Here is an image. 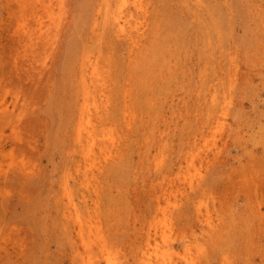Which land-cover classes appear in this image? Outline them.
Instances as JSON below:
<instances>
[{"label": "rangeland", "instance_id": "obj_1", "mask_svg": "<svg viewBox=\"0 0 264 264\" xmlns=\"http://www.w3.org/2000/svg\"><path fill=\"white\" fill-rule=\"evenodd\" d=\"M79 2L71 0V12L63 14L64 25L58 31L61 39L55 55L43 47L32 46L24 58H19L24 62V71L32 75L38 71L32 69L31 61L37 58L33 65L42 68L49 55L46 59L48 68L38 75L35 87L30 82V79L37 81L35 77L25 79L23 69L17 71L19 69L14 68L18 44L11 32L18 22L19 8L16 5L9 7L6 0H0V86L4 87L0 99L7 97V102L11 104L12 96L18 93L21 103L25 102L26 106L22 109V123L16 137L12 136L15 134L9 125L5 126L4 132L0 131V264H88L90 254L82 247L74 252V244L64 232L67 231L63 216L68 201L67 192L72 193L71 197L83 212L87 205L94 221L104 226L102 233L116 264H127L140 250L135 234L145 226V218L151 210L149 207L160 195L164 204L161 189L167 182L163 178L170 175L169 180L178 184V176L182 172L188 174L187 159L192 153L196 156L191 168L199 169L200 195H195L187 185L185 195H180L179 205L183 211H191L193 217L180 212L178 221L174 220L181 227L180 233L187 235L185 239L192 243L194 253L200 246L201 250H205L199 264H264V228L256 225L257 221L255 224L251 221L257 209H252L254 202L247 199L254 185L258 184L259 189L264 190V0L215 1L223 4L225 17L231 21L222 32L219 30L226 38L221 43L225 56L216 50L214 55L201 59L197 49L190 53L192 48L186 39L191 35L192 40L196 39L200 27H212L210 14L215 3L207 1L201 9L195 7V1L164 2L168 6L167 14H172L169 18L183 22L179 24L181 27L177 26L179 31L175 34L177 42H186L181 50L183 57L178 58L183 59L182 66L173 68L172 73L166 69L164 78L159 76L153 80V89H150L153 101L148 105L139 99L142 92H139V97L135 93L137 120H134L132 128L110 124L116 129L112 131L120 149L118 152L115 149L108 160L103 159V166L100 167L97 161L88 184L82 177L83 162L81 166L74 162V159L80 158L79 153L65 138L63 140L67 137L66 133L61 135L67 126H61L64 112L61 111V115L56 110L51 111L48 102L52 96H59L56 94L58 88L67 82L65 54L72 50L71 46L77 40L84 38L90 42L88 28V32L83 28L79 37L74 32V23L79 20L76 11ZM219 4L216 3L218 7L221 6ZM154 7L161 11L159 3ZM179 9L184 11L180 13ZM191 15L193 18L189 17ZM184 23L189 29L186 30ZM164 27L166 25H163L160 34L168 33V27L166 30ZM82 43L77 44L81 46ZM34 50L37 52L34 53ZM14 71L20 74L18 80ZM22 90L24 93H19ZM18 112L12 113L10 106L11 118L16 119L14 116ZM216 117H221L223 129L217 136L207 129V133L213 135L211 141L216 137V144L206 145L200 130L215 122ZM96 152L98 154L99 150L96 149ZM121 155L125 156L122 164L114 165L113 160L110 162V158L117 159ZM117 171L121 172L115 174ZM192 172L189 171L190 174ZM259 197L263 202V195ZM199 199L203 200V213L209 206L214 220L222 214L228 223V227L220 232L217 243L208 239L204 228V231L200 230V226L193 230L190 228L189 220L199 221L194 218L197 211L192 207L193 202ZM173 204L172 201L170 205ZM258 209L264 212V205ZM97 210H100L99 216ZM173 213L177 218L176 208ZM70 224L71 220L68 229ZM247 235L248 239L253 237L256 243L246 245L244 238ZM186 250L185 243L176 242V251L180 256ZM97 252L95 250V255L100 258H95V264H107L106 254L103 256ZM249 252H252L250 256Z\"/></svg>", "mask_w": 264, "mask_h": 264}, {"label": "bare ground", "instance_id": "obj_2", "mask_svg": "<svg viewBox=\"0 0 264 264\" xmlns=\"http://www.w3.org/2000/svg\"><path fill=\"white\" fill-rule=\"evenodd\" d=\"M77 1H80V6L76 9L79 20L74 23V32L78 34L79 37V33L81 35L83 32L82 29L85 28L88 32V28L91 36L88 35L92 41L89 38L90 42L84 38H80L81 40L75 41L76 44L70 45L73 48L65 54L66 58L64 57L67 66V82L61 88H58L59 90L57 89L58 93L56 94H59V96H52V99H48V102L51 104V111L56 110L61 115V111L64 112L61 126H67L64 128L61 135L63 136L66 133L67 137H63V140L65 138V141L72 144L71 146L74 147V150L79 153L78 157L80 158L74 159V162L76 161L78 166H81L83 162L84 171L82 172V177L88 184L91 181L90 178L92 174H94L97 161L101 164L100 167L103 166V159L108 160L111 154L115 152V149H117V152L120 149L118 148L120 147V143H117L114 132L112 131V129L115 128L110 124H123L127 128H132L134 126V120H137L136 111L134 110L137 106L136 103H138L136 102L135 93L136 96L139 97V92H142L139 99H142L147 105L149 102L151 103L153 101V95L150 89L153 87V80H155V78L158 79L159 76L164 78L167 70L172 73L173 68H180L182 66L181 61L183 59L178 58L182 56L183 53L181 50L184 49L183 45L186 44V42L184 40L180 43L176 41L175 34L176 31H179L177 26L183 22L174 17L169 18L172 14L169 13L170 16L167 14L169 12L166 10L168 6L164 4L167 0H160V2L156 0ZM185 1H195L197 4L195 7L199 6V8H201V6L203 7L204 3L207 1L208 3H215L213 9L211 8L212 13L210 14V20L212 22L210 25L212 27L209 28V25L205 28L199 26L200 29H197L199 31L197 35L199 34V36L196 39L194 37L192 40L191 37L193 35H188L190 38H185L187 43L189 42L190 48H192L190 53L193 54L197 49V54L201 59L202 57L209 58L207 55H214V53H216L214 51L220 50L221 54L225 56V52L222 53L224 45H221V43H223L226 38L220 34L219 30H224L225 27L229 26L231 21L229 20L230 18L228 19L225 17L226 15L224 12L226 11L223 8V4L215 2L217 0ZM154 3L155 5L159 3V9H161V11L156 9L157 7H154ZM216 3L221 6L218 7ZM6 5L9 7L11 5H16V7L19 8L18 22L15 30L11 32L13 39L18 44V53L14 57L15 70L19 69L17 71H22L23 69L24 71V62L19 58H24L25 53L32 46L43 47L48 50V53L50 51L55 55L54 51L58 48L61 39L58 31L61 30V27L64 25L62 17L63 14L66 15L71 12V0H6ZM185 5L186 4H184V6ZM187 10H191V8L187 7ZM154 11L156 12L155 19H153ZM183 11V9H179L178 12L182 13ZM228 16H230V13ZM189 17H192V15ZM163 25L168 27V33H161V36L160 31L163 30ZM188 26H190V24ZM195 26H198V24H195ZM166 27H164V30H166ZM185 27L187 30V25H185ZM85 35H87V33ZM180 37L182 39L181 35ZM81 41H83V45L80 46L77 43ZM192 42L198 45L193 46L191 44ZM33 52L36 53L37 50ZM34 53L33 55L35 56L36 54ZM33 58L36 57H31L30 59ZM46 59L42 63V68L33 65V62H37V58L33 59L31 61L32 69L38 72L37 74L29 75L26 73L27 70H25L24 78L30 79L35 77L37 80L38 75L43 74L46 68H48L49 63ZM49 59H51V57ZM206 63L208 64V61ZM14 75L18 80L20 74H16V71H14ZM30 82L35 86L38 80L34 81L30 79ZM26 85H28V83H26ZM3 90L4 87L0 86V94ZM23 90L19 91V93H24ZM16 94V96H12L13 100H11V104L7 102V97L5 99H0V131L4 132L5 126L9 125L11 132L15 134L12 135L14 137L20 132L19 125L22 123L21 117L24 112L22 109L26 108L25 102L21 103V98H19L21 96H19L18 93ZM10 106L12 107V113L19 110L17 116L13 115L16 119L10 117L12 116V114L10 115ZM122 120H124L123 123L121 122ZM214 121L215 122L212 121L206 126V129L200 130L203 133H201V138H204L206 145L212 143L216 144L214 139L216 137H213L212 142L210 137L213 135H209V133H214V135L217 136L223 129L224 124L221 123V117H216ZM207 129L209 133H207ZM196 139L195 136V140ZM96 149L99 150L98 154ZM192 154L190 159H187L188 174L182 172L181 176H178V184H176L174 180H169L170 175H168L167 178H163V180L167 182L166 186L161 189L164 193V204H162L161 200L162 195H160L161 197L158 196V200L154 198V201L156 200L155 204H153L154 201H152L153 205L149 207L151 208L150 214L145 218V226H142L141 229L138 230V233L135 232V238L137 243L139 242L140 244V250L132 257V261H128L127 264H199V259L203 257L205 250H201L200 246V249L194 253L191 247L192 243L185 239L187 235L180 233L181 230H179V228L181 227H179V224L174 220L177 219L178 221L180 212H182L183 215L186 213L189 218L193 217L191 211H183L182 206L179 205V201L187 191V185L195 195L200 193V183L197 179L199 169L191 168V166L194 165V158L196 156L195 153ZM109 160L110 162L113 160L112 163H114V165H120L123 160H125V156L121 155L117 159L110 158ZM180 167L181 166H179V168ZM189 171L194 172L190 174ZM120 172L121 171H117L114 173L118 174ZM181 190L183 191L181 192ZM249 191L247 199L254 202L251 208H254V210L257 209V211H254V216L251 221L254 224L257 221L256 225L264 228V212L258 209L260 205H264V201L262 202L259 197V195H263L264 197V190L263 188L259 189L258 184H256ZM71 194L68 192L66 194L68 196V201L65 205L66 210L63 212L65 219L64 217L63 219L66 222L64 226L67 230H64V232H67V235L70 236L74 244V252L82 247L85 252L90 254L88 264H95V258L98 256L97 254L95 255V250H98L97 253L101 252L103 256L106 254L105 260H107V264H116L114 259L110 256L111 253L109 251L110 247H108V241L102 233L104 226L102 227L98 225L100 222L94 221V217L90 215L92 213L88 210L86 205L87 203L85 204L86 211L83 212L75 203ZM180 195H182L181 198ZM172 201L174 204L171 206L170 204ZM203 206L202 199H199L198 202H193V210L197 211L196 217L194 215V218H197L199 221L191 222L189 220L190 228L191 230L197 226L202 228L200 230L204 228L207 231L206 235H208V239L212 241V243H217L218 238L221 237L220 232L228 227V223L225 222V218L222 214H220L221 217L219 215V217L214 220L209 206L205 207L206 212L203 213ZM175 208L178 212L176 213L177 218L174 215L175 213H173ZM87 210L89 211L88 214L86 213ZM99 211L100 210H97L96 214H98ZM115 215L119 216V214ZM69 220L72 221V224L69 226L70 229H68ZM140 224H142V222ZM243 234L246 233L244 232ZM248 236L249 235L244 238L246 245L256 243L253 237L248 239ZM202 240L204 241V239ZM176 242L178 244L181 242L183 244L185 243L187 250L184 252V255L180 256V253L176 251ZM207 245H209V243ZM251 254L252 252H249L248 256ZM98 257L100 258V256ZM179 258L181 259L180 262L178 261ZM80 262L81 261H79V263ZM96 264H101V262Z\"/></svg>", "mask_w": 264, "mask_h": 264}]
</instances>
